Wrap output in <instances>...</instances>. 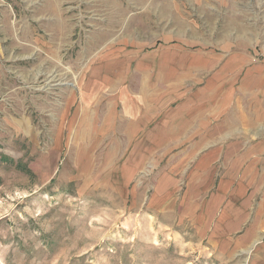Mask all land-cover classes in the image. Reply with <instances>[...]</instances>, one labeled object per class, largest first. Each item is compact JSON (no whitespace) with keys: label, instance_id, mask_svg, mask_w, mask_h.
I'll return each mask as SVG.
<instances>
[{"label":"rangeland","instance_id":"374dc122","mask_svg":"<svg viewBox=\"0 0 264 264\" xmlns=\"http://www.w3.org/2000/svg\"><path fill=\"white\" fill-rule=\"evenodd\" d=\"M255 67L264 0H0V264H249L264 234L215 232L208 205L243 195L256 168L219 160L224 185L202 183L190 159L171 175L178 153L148 135L168 125L155 106L230 95L242 128H262Z\"/></svg>","mask_w":264,"mask_h":264},{"label":"crops","instance_id":"0c3cea01","mask_svg":"<svg viewBox=\"0 0 264 264\" xmlns=\"http://www.w3.org/2000/svg\"><path fill=\"white\" fill-rule=\"evenodd\" d=\"M237 69L238 66H236V69L235 67L233 68L234 74L240 72ZM254 72H259L260 75L249 76L248 78L261 77L264 73L258 67H255ZM248 78H245V80ZM221 83H224V81ZM233 85L234 83L228 85L229 89ZM231 97L232 95L223 96L222 100L218 102L217 107H212L210 111H208L205 105L203 107L202 102V104L193 103L192 106L187 100L181 101L174 109L168 107L162 110L161 106H155L157 108H154V112L161 113L163 111L168 114L166 119L168 125L162 129L163 131L158 129L157 133L149 134L148 137L151 138L150 141H152L153 145H159V148H161L166 144L170 147L169 150H172L171 152L178 153L177 160L180 164L176 166L171 165L169 169L171 175H174V172L171 170L172 167L180 169L184 166L183 162L185 163L190 159L197 161L194 165L195 171L193 174L197 179H201L202 183L203 179L210 178L213 172L214 175L211 177L219 178V182L224 185V174L222 177L218 175L217 171L220 165L217 164L216 166L215 164L219 160H221L222 164L224 161L223 166L227 167L231 164V166H236L239 170L246 168L247 171L252 172V169L256 168L258 174L248 179L250 188L247 190L249 191L246 190L243 195L234 196L232 200L228 198L224 201L220 197L218 198L216 195H213L211 199L212 203L208 205V209L216 215L212 217L214 218L212 222L215 232L238 234L239 239L245 243L249 242L248 246H250L252 242H257L261 234H264V125L259 129L249 130L242 128V124L247 125L248 123L244 121L246 119L241 114V102L238 99L234 102ZM134 99L135 103L133 102V104L126 102L128 105H134L132 110L139 117L145 110L143 105L139 108L140 102L144 98L135 97ZM231 100L234 103L232 109L233 117L229 118L225 113L227 112L226 106L228 105V101ZM255 103L257 104V102ZM136 105L137 108L135 107ZM216 108L219 111L218 114L214 112ZM204 110L206 111L203 114ZM261 111H263L262 108ZM256 115L258 116L257 113ZM134 118L130 120L134 122ZM129 127L128 123L123 126V132L128 136L130 135ZM248 137L251 139L249 140ZM128 144L131 145V148H128L127 151L131 150L132 153L136 154L143 152L139 143L134 144L137 148L132 146V141ZM165 150L166 148L164 147L160 153L164 155ZM181 152L183 153L179 155ZM210 152H219L218 158L215 161L209 160ZM221 155L223 156L222 158ZM161 160L163 159L161 158ZM137 162L139 163V161ZM138 163L131 165L133 168H138ZM239 170L233 175L232 184L234 185L241 184L246 180V177L242 178L240 176ZM226 180L229 181L228 179ZM201 200L203 203L207 201L204 198ZM197 207L202 206L199 205ZM218 211L220 212L218 213ZM258 242L259 245L255 246L249 264H264V239L262 241L258 240Z\"/></svg>","mask_w":264,"mask_h":264}]
</instances>
